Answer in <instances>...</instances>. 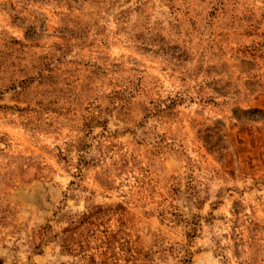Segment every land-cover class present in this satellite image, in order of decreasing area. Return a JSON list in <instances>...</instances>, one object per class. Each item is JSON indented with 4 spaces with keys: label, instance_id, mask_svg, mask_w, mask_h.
I'll use <instances>...</instances> for the list:
<instances>
[{
    "label": "rangeland",
    "instance_id": "rangeland-1",
    "mask_svg": "<svg viewBox=\"0 0 264 264\" xmlns=\"http://www.w3.org/2000/svg\"><path fill=\"white\" fill-rule=\"evenodd\" d=\"M0 264H264V0H0Z\"/></svg>",
    "mask_w": 264,
    "mask_h": 264
}]
</instances>
